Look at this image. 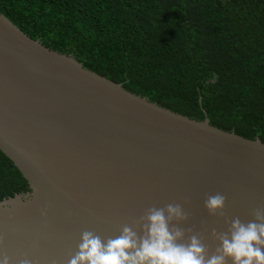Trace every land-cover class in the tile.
I'll use <instances>...</instances> for the list:
<instances>
[{"label": "water", "instance_id": "95a60500", "mask_svg": "<svg viewBox=\"0 0 264 264\" xmlns=\"http://www.w3.org/2000/svg\"><path fill=\"white\" fill-rule=\"evenodd\" d=\"M0 150L29 186L0 200V257L11 264L25 256L68 264L83 231L106 242L128 224L142 235L134 221L169 203L183 205L190 218L173 223L199 233L210 256L220 245L213 228L227 232L234 218L254 220L264 207L258 136L124 88L1 12ZM217 192L227 197L225 216L204 207Z\"/></svg>", "mask_w": 264, "mask_h": 264}, {"label": "trees", "instance_id": "16d2710c", "mask_svg": "<svg viewBox=\"0 0 264 264\" xmlns=\"http://www.w3.org/2000/svg\"><path fill=\"white\" fill-rule=\"evenodd\" d=\"M0 12L124 88L264 142V0H0ZM27 190L0 150V200Z\"/></svg>", "mask_w": 264, "mask_h": 264}, {"label": "clouds", "instance_id": "9594fccd", "mask_svg": "<svg viewBox=\"0 0 264 264\" xmlns=\"http://www.w3.org/2000/svg\"><path fill=\"white\" fill-rule=\"evenodd\" d=\"M226 200L222 193H210L204 199V207L211 215L225 216ZM41 215L46 216L47 210H42ZM252 215L254 220L248 222L234 218L227 232L213 228L211 235L220 245L209 256L199 233L173 223L190 218L182 204L153 206L134 221L142 228V235L128 224L122 226L119 236L106 242L93 231H83L78 251L68 264H228L229 259L232 264H264V207L254 209ZM186 232L192 234L187 242H182ZM0 264H11L10 258L3 255ZM18 264H33V261L25 256Z\"/></svg>", "mask_w": 264, "mask_h": 264}]
</instances>
